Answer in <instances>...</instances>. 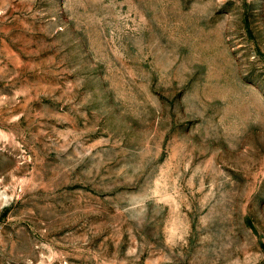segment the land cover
Returning <instances> with one entry per match:
<instances>
[{
    "label": "rangeland",
    "instance_id": "374dc122",
    "mask_svg": "<svg viewBox=\"0 0 264 264\" xmlns=\"http://www.w3.org/2000/svg\"><path fill=\"white\" fill-rule=\"evenodd\" d=\"M0 264H264V0H0Z\"/></svg>",
    "mask_w": 264,
    "mask_h": 264
}]
</instances>
